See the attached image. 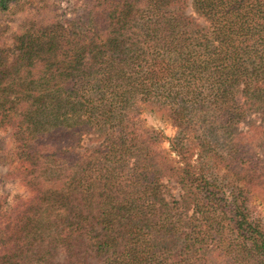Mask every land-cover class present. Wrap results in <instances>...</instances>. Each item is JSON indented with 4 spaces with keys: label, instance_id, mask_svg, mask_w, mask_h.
Wrapping results in <instances>:
<instances>
[{
    "label": "trees",
    "instance_id": "1",
    "mask_svg": "<svg viewBox=\"0 0 264 264\" xmlns=\"http://www.w3.org/2000/svg\"><path fill=\"white\" fill-rule=\"evenodd\" d=\"M191 1L197 18L190 0H93L0 54V128L33 190L0 200V264H264V145L238 131L264 143V0ZM142 106L172 121L176 166Z\"/></svg>",
    "mask_w": 264,
    "mask_h": 264
},
{
    "label": "rangeland",
    "instance_id": "2",
    "mask_svg": "<svg viewBox=\"0 0 264 264\" xmlns=\"http://www.w3.org/2000/svg\"><path fill=\"white\" fill-rule=\"evenodd\" d=\"M192 1L190 0L187 12L189 15L197 18L192 9ZM93 5V0H18L12 4L7 12L0 13V54L5 56L7 61L15 58L16 51L14 39L27 23H35L42 27H49L56 24H64L75 18H81L89 10V6ZM198 22L204 26L207 24L198 19ZM140 119L142 124L147 128L159 131L167 140L161 145L170 154L169 160L171 166H176V162L180 161L175 153H170V141L176 136L177 130L174 128L172 121L164 112H156L146 106L141 107ZM248 127L245 123L239 125L238 131L247 136L246 141H251L249 151L259 152L263 149L264 143H259L256 139H251V134L247 133ZM10 127L0 128V200L4 209L13 208L18 200H27L33 196V190L25 184V177L21 174L24 166L15 160L12 156L13 147L11 142ZM197 132L196 136H199ZM192 139L194 132L189 135ZM81 147L76 149L78 153L87 154L99 147V143L93 142L89 137L83 139ZM196 148V152H197ZM196 155L192 158L195 162ZM224 169H219L218 175L221 177ZM229 180L233 179V175L229 173ZM264 177V174L262 175ZM164 184L168 190L166 195H171L174 199H179L182 195L178 185L169 179L164 180ZM250 206L253 207L255 213L264 221V185L250 188ZM95 264V263H93ZM98 264V263H97Z\"/></svg>",
    "mask_w": 264,
    "mask_h": 264
}]
</instances>
